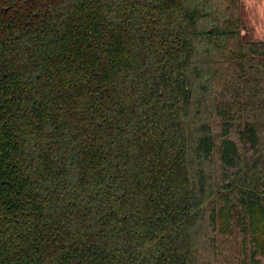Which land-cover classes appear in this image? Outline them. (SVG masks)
Returning <instances> with one entry per match:
<instances>
[{
    "label": "trees",
    "instance_id": "obj_1",
    "mask_svg": "<svg viewBox=\"0 0 264 264\" xmlns=\"http://www.w3.org/2000/svg\"><path fill=\"white\" fill-rule=\"evenodd\" d=\"M242 28V0H0V264H264Z\"/></svg>",
    "mask_w": 264,
    "mask_h": 264
},
{
    "label": "crops",
    "instance_id": "obj_2",
    "mask_svg": "<svg viewBox=\"0 0 264 264\" xmlns=\"http://www.w3.org/2000/svg\"><path fill=\"white\" fill-rule=\"evenodd\" d=\"M242 34L250 40H264V0H242Z\"/></svg>",
    "mask_w": 264,
    "mask_h": 264
}]
</instances>
